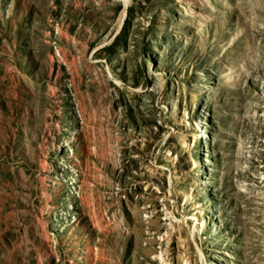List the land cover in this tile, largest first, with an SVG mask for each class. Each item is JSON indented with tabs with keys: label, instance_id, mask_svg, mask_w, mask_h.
<instances>
[{
	"label": "rangeland",
	"instance_id": "rangeland-1",
	"mask_svg": "<svg viewBox=\"0 0 264 264\" xmlns=\"http://www.w3.org/2000/svg\"><path fill=\"white\" fill-rule=\"evenodd\" d=\"M0 264H264V0H0Z\"/></svg>",
	"mask_w": 264,
	"mask_h": 264
}]
</instances>
